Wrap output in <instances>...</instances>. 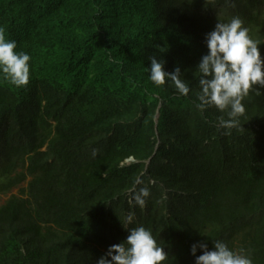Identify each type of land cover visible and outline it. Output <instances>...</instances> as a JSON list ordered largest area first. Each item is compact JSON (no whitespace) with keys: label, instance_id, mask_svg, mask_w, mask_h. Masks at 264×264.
<instances>
[{"label":"trees","instance_id":"1","mask_svg":"<svg viewBox=\"0 0 264 264\" xmlns=\"http://www.w3.org/2000/svg\"><path fill=\"white\" fill-rule=\"evenodd\" d=\"M234 16L264 59V0H0L31 57L27 86L0 73V264H96L139 226L163 264L217 240L264 264V86L233 128L197 108L206 34ZM151 56L188 95L149 79Z\"/></svg>","mask_w":264,"mask_h":264},{"label":"clouds","instance_id":"2","mask_svg":"<svg viewBox=\"0 0 264 264\" xmlns=\"http://www.w3.org/2000/svg\"><path fill=\"white\" fill-rule=\"evenodd\" d=\"M207 53L197 65L200 73L197 108L201 111L215 107L227 112L228 119L220 118L223 128H233L239 124L246 108L243 103L250 89L255 85L264 86V59L259 49L260 42L254 40L244 21L239 16L227 22H217L214 29L206 34ZM17 42L6 37L5 29L0 27V73L12 85L25 87L30 80L31 57L24 51H17ZM149 79L157 86L171 81L181 95H188L189 85L181 79V70H165L164 60L156 56L149 57ZM133 159L127 160V162ZM149 195L147 188L140 190L135 199L144 205V198ZM129 223L132 217L128 218ZM203 251L196 256L197 249ZM191 253L195 264H253L250 255L244 250L234 251L223 241H214V249L209 250L206 243L193 244ZM168 259L150 228L144 226L129 229L123 242L111 245L106 255L101 256L96 264H163Z\"/></svg>","mask_w":264,"mask_h":264},{"label":"rangeland","instance_id":"3","mask_svg":"<svg viewBox=\"0 0 264 264\" xmlns=\"http://www.w3.org/2000/svg\"><path fill=\"white\" fill-rule=\"evenodd\" d=\"M17 192H18V190H14L13 191L14 194H16ZM8 197H9V194H7V195H0V205L2 203H4V201H6Z\"/></svg>","mask_w":264,"mask_h":264}]
</instances>
